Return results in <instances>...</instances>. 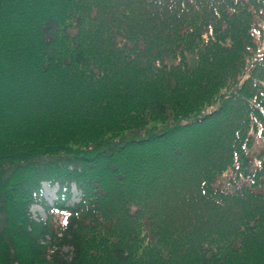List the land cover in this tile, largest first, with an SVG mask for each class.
<instances>
[{
	"label": "trees",
	"instance_id": "16d2710c",
	"mask_svg": "<svg viewBox=\"0 0 264 264\" xmlns=\"http://www.w3.org/2000/svg\"><path fill=\"white\" fill-rule=\"evenodd\" d=\"M0 264H264V0H0Z\"/></svg>",
	"mask_w": 264,
	"mask_h": 264
},
{
	"label": "rangeland",
	"instance_id": "374dc122",
	"mask_svg": "<svg viewBox=\"0 0 264 264\" xmlns=\"http://www.w3.org/2000/svg\"><path fill=\"white\" fill-rule=\"evenodd\" d=\"M71 191H72V196L69 199V201L67 202L68 204H71L72 202H75L79 199V192L74 188V186H71ZM58 189L57 185H49L48 183H43L42 184V188H41V196L42 199L48 203L49 206L52 205V203L54 202V200L57 199L56 196V190ZM45 208H43V206L40 203H36L31 205L30 209H29V213L32 216L34 221H45L46 217H47V212L44 210ZM58 219H60V221H62V215L60 213H58ZM42 245H46L47 243L41 242ZM67 250V249H65Z\"/></svg>",
	"mask_w": 264,
	"mask_h": 264
}]
</instances>
